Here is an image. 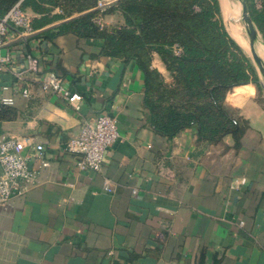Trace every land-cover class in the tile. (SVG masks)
<instances>
[{
	"label": "crops",
	"instance_id": "1",
	"mask_svg": "<svg viewBox=\"0 0 264 264\" xmlns=\"http://www.w3.org/2000/svg\"><path fill=\"white\" fill-rule=\"evenodd\" d=\"M50 1L24 6L36 32L11 38L4 48L9 60L0 73V98L14 103L0 107V138L22 140L25 153L41 144L44 165L31 158L36 184L10 210L0 209V264H264V96L258 87L225 96L243 127L237 141L232 135L198 141L194 126L169 140L148 123L135 62L102 56L97 39L43 34L93 6L68 12ZM217 1L225 30L242 46L227 29L233 18L223 17ZM226 1L240 23L237 2ZM118 21L104 16L106 26ZM242 47L248 52L249 45ZM28 56L37 72L27 69ZM151 67L169 81L157 55ZM44 71L82 96L78 110L40 88ZM17 72L25 75L28 97L15 91ZM101 112L116 119L119 139L99 172L79 171L64 146ZM234 181H243L238 191Z\"/></svg>",
	"mask_w": 264,
	"mask_h": 264
},
{
	"label": "trees",
	"instance_id": "2",
	"mask_svg": "<svg viewBox=\"0 0 264 264\" xmlns=\"http://www.w3.org/2000/svg\"><path fill=\"white\" fill-rule=\"evenodd\" d=\"M16 1L0 0V16ZM245 1L264 39V0L259 10ZM50 2L68 12L95 5L94 0ZM36 3L25 0L23 6L37 9ZM107 13L119 21L100 29L93 22L96 11H90L43 34L48 39L68 32L97 39L102 56L135 62L143 74L148 123L161 136L171 140L194 126L198 141L217 143L226 135L238 140L243 127L224 104L225 96L231 89L259 87L258 78L250 59L225 30L217 0H119ZM174 46L181 49L180 56L174 54ZM154 55L171 81L151 67Z\"/></svg>",
	"mask_w": 264,
	"mask_h": 264
},
{
	"label": "built area",
	"instance_id": "3",
	"mask_svg": "<svg viewBox=\"0 0 264 264\" xmlns=\"http://www.w3.org/2000/svg\"><path fill=\"white\" fill-rule=\"evenodd\" d=\"M25 0H17L2 16H0V73L4 70L9 58L2 54L5 46L11 38L28 37L33 35L32 27L33 15L23 6ZM95 5L91 11H96L93 22L101 29L106 26L104 22L105 12L118 0H94ZM263 0H254L256 9H261ZM173 52L180 56L181 49L174 46ZM28 70L37 72L36 61L27 57ZM25 75L23 72L14 74V88L23 97L29 96V90L24 89ZM40 88L43 91H51L58 94L68 105L75 110L79 109L82 96L70 91L64 81L58 75L44 71L41 74ZM2 90L9 87L3 86ZM14 103L13 97L0 98L1 106H11ZM235 123V122H234ZM119 139V132L116 119L106 112L98 114L92 122H84L79 133L69 139L64 151L70 154L75 161V166L79 171L99 172L107 150ZM44 148L41 144L31 147L30 153L24 152L22 140L14 136L0 138V209L10 210L14 201L24 196L28 190L37 182V175L29 166L31 158L40 160L41 165ZM243 185V181H234L232 188L238 191ZM107 192L111 188L106 185ZM136 193L135 190L132 191ZM156 210L167 212L166 209Z\"/></svg>",
	"mask_w": 264,
	"mask_h": 264
},
{
	"label": "water",
	"instance_id": "4",
	"mask_svg": "<svg viewBox=\"0 0 264 264\" xmlns=\"http://www.w3.org/2000/svg\"><path fill=\"white\" fill-rule=\"evenodd\" d=\"M233 1L237 2V6L239 9L240 24L242 26L243 32L246 34L245 40L249 45V52H247L239 44L238 46L241 48L244 54L247 53L250 56V61L254 66L258 78V85L261 87L262 91L264 92V57L262 58L259 55L260 43L263 45V51H264V40L261 38V35L250 15L246 1L245 0H233ZM2 54H4V50H2Z\"/></svg>",
	"mask_w": 264,
	"mask_h": 264
},
{
	"label": "bare ground",
	"instance_id": "5",
	"mask_svg": "<svg viewBox=\"0 0 264 264\" xmlns=\"http://www.w3.org/2000/svg\"><path fill=\"white\" fill-rule=\"evenodd\" d=\"M220 5H221L222 15L224 18L232 19L234 17V15L236 16V13H233L234 10L233 11L230 10V5H228V2L226 0H220ZM227 29H228L229 33L232 36H234V38L237 39V41L247 49L248 45H247L245 39H243V37H242V27H241V25H239L238 21L235 23H228ZM248 52H249V50H248ZM263 57H264V55H263Z\"/></svg>",
	"mask_w": 264,
	"mask_h": 264
},
{
	"label": "rangeland",
	"instance_id": "6",
	"mask_svg": "<svg viewBox=\"0 0 264 264\" xmlns=\"http://www.w3.org/2000/svg\"><path fill=\"white\" fill-rule=\"evenodd\" d=\"M119 1V0H118ZM117 1V2H118ZM117 2L115 3V4H113L107 11H109L110 9H112L113 7H115L116 6V4H117ZM107 11L105 12V14L107 13ZM220 18V20L222 21V19H221V17H219ZM237 18V17H236ZM235 17H233V21L234 22H232V23H235V22H237L238 21V19H236ZM238 23H239V21H238ZM239 25H240V23H239ZM245 55L250 59V56L247 54V53H245ZM169 81H171V77H170V75H169ZM258 89H259V91H260V94L261 95H263L264 96V92L262 91V89H261V87L259 86L258 87ZM231 90H229L226 94H228L229 92H230Z\"/></svg>",
	"mask_w": 264,
	"mask_h": 264
}]
</instances>
